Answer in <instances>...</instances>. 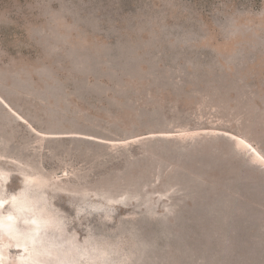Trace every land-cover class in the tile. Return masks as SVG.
<instances>
[{"label": "rangeland", "instance_id": "obj_1", "mask_svg": "<svg viewBox=\"0 0 264 264\" xmlns=\"http://www.w3.org/2000/svg\"><path fill=\"white\" fill-rule=\"evenodd\" d=\"M238 138L264 158V0H0V196L54 217L2 264H264Z\"/></svg>", "mask_w": 264, "mask_h": 264}, {"label": "bare ground", "instance_id": "obj_2", "mask_svg": "<svg viewBox=\"0 0 264 264\" xmlns=\"http://www.w3.org/2000/svg\"><path fill=\"white\" fill-rule=\"evenodd\" d=\"M238 139H239L240 143L243 146H245L246 148H248V150H250L252 153L255 154L256 157H258L260 160H262L264 162V158L262 157V155L258 152V150L256 148H254L250 143H248L244 139H241V138H238ZM5 175L6 174H4V176ZM6 179H4V180L5 181L9 180V179H7V180ZM27 179H31V178H27ZM25 183H26V186H24L22 189H20L17 193L12 194V195H4L2 197L0 196V232H1V235H2V233H3V235H5V233L3 232V229L4 230L12 229V230H14V232L16 233V235L17 234H20L21 235L22 233H25V234H23V236L25 235L26 238H28V237L29 238H34V239H36V240H34L35 242H39V241L42 240V233L37 234L36 233V230L41 228V229H43L44 231H47V232L53 231V229L50 227L51 225L48 226L46 224H47V222H50V221L52 222L51 219L54 218V217H51L50 216V214H49V211L50 210L49 209H48V212L45 210L47 213L43 210V208L47 209L46 206H45V205H47L45 203V198H46L45 197V194L43 192H40L37 189L33 192L31 190V188H29L31 186V181L30 180H26ZM2 186H4V184L0 181V195L2 194V189H1ZM37 188H39V187H37ZM37 201H42V202H41V205H39V207L37 208V212H36V209L33 208V204L35 202H37ZM48 207H50V206H48ZM8 209H9V212L6 211ZM25 209L27 210L25 212H27L26 214L28 216H24L23 215L25 213L24 212ZM94 209L95 210H98V211H102V209H100V208L94 207ZM42 210L44 211L43 212L44 214L41 215V213H42L41 211ZM53 216H54V214H53ZM104 217H106V216H104ZM16 221H18V225L16 224L17 223ZM54 221L57 222L58 224H60V222H61L60 220H54ZM22 224H24V227L23 228H21L22 227ZM43 224H45L46 226L44 225V227H42ZM50 224H52V223H50ZM34 231H35V233H34ZM9 233H11V232L9 231ZM10 235L8 234V236H10ZM11 236H13V235H11ZM17 236H19V235H17ZM22 238H24V237H22ZM24 240L25 239H23L21 241L24 242ZM20 244H17L16 243V246H17V249H18L17 251L20 252V253L25 254V256L30 253V257H31L33 255L31 253H35L36 254L37 252L40 251V247L39 246H33V245L30 244L32 247L31 246H30V248H28V247L25 248L24 247V249H22L23 248L22 247L23 245L21 246ZM108 246L110 247L111 245L108 244ZM43 249L45 250V247H43ZM127 252H129V251H127ZM126 253L124 252V254H126ZM2 258H1V253H0V264L3 263ZM106 264H115V262H113V261L112 262H109V263L107 262Z\"/></svg>", "mask_w": 264, "mask_h": 264}, {"label": "trees", "instance_id": "obj_3", "mask_svg": "<svg viewBox=\"0 0 264 264\" xmlns=\"http://www.w3.org/2000/svg\"><path fill=\"white\" fill-rule=\"evenodd\" d=\"M162 224L161 225H163V227L165 228V230H166V227H167V225L164 223V222H161ZM152 227H151V225L149 224V223H144L143 224V227H142V229L143 230H147V231H150V229H151ZM159 234V233H158ZM150 235V234H149ZM159 235H161V234H159ZM150 237H152V234L150 235ZM153 237H154V235H153ZM156 238H157V236H156Z\"/></svg>", "mask_w": 264, "mask_h": 264}]
</instances>
